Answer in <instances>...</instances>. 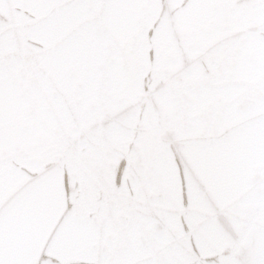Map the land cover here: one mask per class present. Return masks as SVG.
<instances>
[{
    "label": "snow or ice",
    "instance_id": "snow-or-ice-1",
    "mask_svg": "<svg viewBox=\"0 0 264 264\" xmlns=\"http://www.w3.org/2000/svg\"><path fill=\"white\" fill-rule=\"evenodd\" d=\"M0 264H264V0H0Z\"/></svg>",
    "mask_w": 264,
    "mask_h": 264
}]
</instances>
